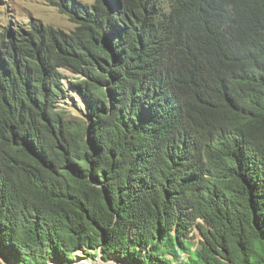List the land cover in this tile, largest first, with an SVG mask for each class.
Wrapping results in <instances>:
<instances>
[{
  "label": "trees",
  "instance_id": "16d2710c",
  "mask_svg": "<svg viewBox=\"0 0 264 264\" xmlns=\"http://www.w3.org/2000/svg\"><path fill=\"white\" fill-rule=\"evenodd\" d=\"M54 3L0 28V256L264 264V0Z\"/></svg>",
  "mask_w": 264,
  "mask_h": 264
},
{
  "label": "rangeland",
  "instance_id": "374dc122",
  "mask_svg": "<svg viewBox=\"0 0 264 264\" xmlns=\"http://www.w3.org/2000/svg\"><path fill=\"white\" fill-rule=\"evenodd\" d=\"M79 1L84 4H92L95 0ZM54 2L55 0H0V28L2 26L12 28L14 25H23L32 20H38L50 27L66 31L73 30L75 23L68 16L61 13L59 7L54 5ZM63 74L67 77L64 82L69 90V95L62 100V104L71 110L75 116H80L84 113V103L70 85V79H74L76 75L69 70H64ZM196 233L200 236L197 229ZM48 263L55 264L53 261ZM0 264L14 263L8 262L0 256ZM73 264H121V261L114 257H111L109 261H104L100 257L92 258L85 255L84 250H80L77 252Z\"/></svg>",
  "mask_w": 264,
  "mask_h": 264
},
{
  "label": "water",
  "instance_id": "95a60500",
  "mask_svg": "<svg viewBox=\"0 0 264 264\" xmlns=\"http://www.w3.org/2000/svg\"><path fill=\"white\" fill-rule=\"evenodd\" d=\"M53 263H55V264H60V263H57V262H53ZM47 264H50V263H47ZM121 264H127V263H123V262H121ZM129 264V263H128Z\"/></svg>",
  "mask_w": 264,
  "mask_h": 264
}]
</instances>
